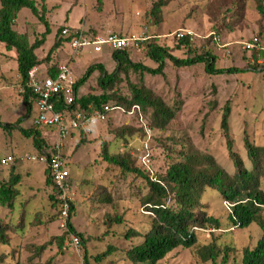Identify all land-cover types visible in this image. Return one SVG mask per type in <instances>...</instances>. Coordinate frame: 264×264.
<instances>
[{
	"label": "rangeland",
	"instance_id": "rangeland-1",
	"mask_svg": "<svg viewBox=\"0 0 264 264\" xmlns=\"http://www.w3.org/2000/svg\"><path fill=\"white\" fill-rule=\"evenodd\" d=\"M154 1L36 0L50 34L35 52L38 57L46 55L60 26L81 28L87 36L108 32L127 35L146 27L150 38L156 37L157 43L168 46L174 55L184 57L185 50L174 48L176 38L172 39L169 35L179 28L191 30L200 36L193 38L192 46L209 49L216 56L217 67L235 66L243 71L219 77L215 80L214 94H211L210 82L198 81L203 75L200 69H171L167 76L172 82L170 87L177 89L185 101V107L171 130L177 138L208 151L222 167L232 171L220 127L221 108L228 101L229 135L233 148L248 164L242 140L244 130L255 143L264 145V69L261 66L264 64V49L246 50L243 44L255 42L264 48V15L257 11L253 0H243L240 9L233 0H170L161 10V22L152 25L147 21L146 12ZM14 28L26 33L32 42L41 38L45 24L30 10L22 9L15 19ZM210 32L219 35V47L203 39ZM234 45L246 53L249 64L234 59L230 49ZM67 51V44L62 45L60 54L52 55L47 60L48 64L43 62L37 66L38 72L44 73L49 64L66 60ZM130 52L135 59L156 66L144 50ZM97 54L86 47L80 56L70 62L75 77L82 73L88 62L95 60ZM254 63L259 66L253 70L250 67ZM97 74L94 71L82 85L80 95L100 92ZM19 82L15 50H7L0 43V124L15 125L11 128L0 126V159L7 154L37 153L31 138L24 136L19 129L33 128L32 120L36 113L32 104L30 113L26 115ZM163 84L162 80H156L152 85L161 88ZM166 92L173 94L170 90ZM211 100H216L215 106L210 105ZM134 122L128 115L113 111L106 122L96 124L85 137H72L73 141L69 139L62 153L70 176L63 188L55 189L53 184L45 182L44 164L23 161L0 165L1 179H7L11 166H14V174L20 175L18 196L12 208L0 206V218L12 224L9 244L0 245V252L6 254L0 264H84V250L90 256L89 264H133L126 251L137 244L141 236L126 237L125 233L132 230L143 233L150 225V212L141 203L146 185L140 176L123 174L115 165L105 161L102 145L105 143L112 154L128 150L133 157L137 156L142 139L138 135L129 138L116 133L123 124ZM38 130L46 143L45 150H50L56 140L55 131L52 133L42 126ZM157 135L158 131L155 132ZM181 147V143L174 146L170 142L154 141L151 148L152 169L156 172L164 170L171 151ZM53 194L60 202L58 207H53L49 200ZM64 200L73 205L70 222L74 230L82 235L83 244L70 242V233L60 214ZM203 202L206 204L205 211L219 220L220 228L197 230L196 245L191 248L177 247L156 264H211L201 262L196 256V249L209 242L215 243L220 250L228 247L230 262L240 257L241 248L254 247L261 235L256 224L245 228L234 227L228 218L229 206L217 192L209 191ZM115 218H120V221L116 222ZM40 246L44 247L36 255ZM108 247L110 251L101 260H94L95 255L108 251ZM217 264H222L220 257Z\"/></svg>",
	"mask_w": 264,
	"mask_h": 264
},
{
	"label": "trees",
	"instance_id": "trees-1",
	"mask_svg": "<svg viewBox=\"0 0 264 264\" xmlns=\"http://www.w3.org/2000/svg\"><path fill=\"white\" fill-rule=\"evenodd\" d=\"M233 1H236L237 9H240L243 0ZM253 1L257 11L264 15V0ZM169 2L170 0L152 2L146 12L147 21L152 25L159 24L162 20L161 10ZM22 9L30 10L45 24L41 38H36L31 42L26 33L19 32L14 28L15 19ZM62 29L63 26L57 28L53 43L46 55L38 57L35 51L44 43L46 35L50 34V29L37 8L36 0H0V43H3L7 50H15L19 83L23 88L22 101L27 108L26 115L30 113L35 99L31 89L26 85L29 71L34 67L37 68L43 62L48 64L47 60L54 54H60L62 45H66L79 33V28H72V33L64 36L61 33ZM155 38L141 42L137 48L112 50L95 55V60L88 62L82 73L76 77L74 86L78 89L88 81L94 71H97L96 81L100 92L79 95L74 103L67 106L71 112L76 109L89 111V106L100 108L104 104L111 103L122 107L125 113L131 111L134 106H138L142 121L153 131L148 141L151 159L153 158L151 148L154 141L156 143L170 142L174 146L178 143L182 144L181 148H174L171 151L172 154L164 170L156 172L152 169L153 159L150 167H145L137 156L133 157L128 150L123 153L112 154L108 152L106 144L103 143L102 158L105 161L115 165L123 174L140 176L146 185L141 203L150 212V225L143 233L134 230L125 233L126 237L141 236V240L126 251V256L133 264H156L177 247L191 248L196 245L198 241L197 230L219 229V220L209 215L204 209L206 206L203 202L204 196L209 191H213L217 192L220 199L228 204V218L234 227L245 228L254 223L261 230V235L254 247L241 248L240 257L231 262L229 260V248L225 247L220 250L213 242L196 249L198 259L201 262H210L211 264H217L218 257H220L222 264H264V145L255 143L244 130L242 140L248 164L234 150L233 140L229 135L230 107L228 101L221 108L220 127L226 140L228 156L233 167L232 171L222 167L208 151L190 144L187 140L177 138L174 130H171L180 115V111L185 107V101L177 89L170 87L172 82L167 76L171 69H200L203 75L198 81L200 83H203L204 80L209 81L212 88L211 94H214L216 88L215 80L223 76H233L243 69L235 66L217 67L215 64L216 56L202 46L193 47L192 40H189L188 37L174 40V48L185 50L184 57L174 55L168 46L157 43ZM206 41L211 42V37L207 38ZM230 49L234 54V59L249 64V57L237 45ZM132 50H144L146 56L156 66H150L135 59L130 52ZM66 55L67 60L70 58L68 51ZM252 55L257 58L254 53ZM108 61L110 62L108 63ZM61 62L49 64L44 73L37 70V77H55ZM258 66L259 64L254 63L251 64L250 68L254 70ZM261 66L264 69V64ZM169 78L172 79L173 77ZM156 80H162L164 86L155 88L152 84ZM174 84L176 86V83ZM167 90L172 91L173 94L170 95L169 92H166ZM210 102L211 106L216 105V100ZM57 104V110L65 107L62 101L57 102ZM137 115H128L135 122L120 126L116 130L118 136L131 138L138 135L141 139L144 138V129L135 117ZM0 126L11 128L15 125L0 124ZM38 128L40 126L33 123V128L19 129L24 136L31 138L33 147L37 153H40L46 151V143L40 137ZM156 131L159 134L157 136H155ZM83 135L85 137L86 134L80 136ZM45 174V182L53 184V188L56 189L57 186L51 181L47 169ZM19 182L20 175L14 174V166H11L7 179L0 178V206L12 208L13 202L18 196L17 185ZM54 195H50L49 200L53 207H58L60 202ZM68 203L67 232L73 233L78 241L83 244L82 235L76 232L71 225L70 218L73 205ZM115 220L119 222L120 218H115ZM15 226L19 227L20 225ZM11 228V222L0 218V245L9 244ZM55 239L57 240V238ZM43 247L37 248L36 255ZM109 251L110 247H108V251L95 255L94 260H101ZM89 257L84 250V264H89ZM5 258L6 254L0 252V263L4 262Z\"/></svg>",
	"mask_w": 264,
	"mask_h": 264
},
{
	"label": "built area",
	"instance_id": "built-area-1",
	"mask_svg": "<svg viewBox=\"0 0 264 264\" xmlns=\"http://www.w3.org/2000/svg\"><path fill=\"white\" fill-rule=\"evenodd\" d=\"M72 31L73 29L71 27L65 26L61 33L67 36L72 33ZM78 32L77 37L67 42L70 58L58 65V72L55 77H37L36 67L32 68L28 73L26 85L35 96L33 104L36 107V113L32 121L36 125L51 128L53 132L55 131L56 140L52 144V148L40 153L23 152L15 155L7 154L0 159V165L2 166L23 161L44 164L48 170L51 181L59 188H63L70 176L62 153L66 141L73 135L80 136L81 134L91 133L93 127L98 123L106 122L113 111H118L120 114H127L129 116L138 114L135 117L141 123L145 136L140 142L139 147H141V149L139 150V148H137V157L145 167H150L151 165L150 153L147 146L153 131L142 121L138 106H134L132 110L127 113H125L122 107L111 103L104 104L100 108H91L89 106V111L76 109L71 112L67 107L74 103L75 99L79 96L78 89L74 86L76 77L70 67V62L75 57L80 56L86 47L92 48V50L97 53L120 49H132L137 48L141 42L149 39L151 35L148 34L146 27H142L140 31L131 32L127 35L108 32L105 34L87 36L83 33L84 30L81 28H79ZM169 36L172 37V39L188 37L189 40H193L197 35L187 28H179ZM210 37L211 43L219 47V35L210 32L208 35L204 36L203 39ZM243 48L246 50L264 49L260 44L255 42H244ZM59 101H62L65 107L57 110L56 106ZM153 179L155 178L153 177ZM68 209L69 204L64 200L60 212L64 225H66ZM69 236L72 244L78 243V239L73 233H70Z\"/></svg>",
	"mask_w": 264,
	"mask_h": 264
},
{
	"label": "crops",
	"instance_id": "crops-1",
	"mask_svg": "<svg viewBox=\"0 0 264 264\" xmlns=\"http://www.w3.org/2000/svg\"><path fill=\"white\" fill-rule=\"evenodd\" d=\"M81 88H83V86H81V87L78 88L79 95H80V89H81ZM33 105H34V104H33ZM48 129L53 133V129H51V128H48ZM72 137H73V138H77V137H80V136H79V135H73ZM72 137H71V138H72ZM71 138H69V139H71ZM69 139H68V140H69ZM68 140L66 141V143L68 142ZM70 141H73V140L71 139ZM66 143L64 144L63 150H64L65 146L67 145Z\"/></svg>",
	"mask_w": 264,
	"mask_h": 264
}]
</instances>
